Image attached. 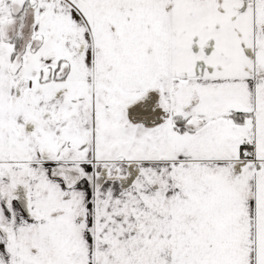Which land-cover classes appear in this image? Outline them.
<instances>
[{
    "label": "snow or ice",
    "instance_id": "snow-or-ice-1",
    "mask_svg": "<svg viewBox=\"0 0 264 264\" xmlns=\"http://www.w3.org/2000/svg\"><path fill=\"white\" fill-rule=\"evenodd\" d=\"M0 264H264V0H0Z\"/></svg>",
    "mask_w": 264,
    "mask_h": 264
}]
</instances>
